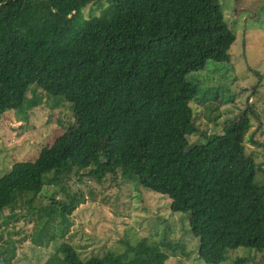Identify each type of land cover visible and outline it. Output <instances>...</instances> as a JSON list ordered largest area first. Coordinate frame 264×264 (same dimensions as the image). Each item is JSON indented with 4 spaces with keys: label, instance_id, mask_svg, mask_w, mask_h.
I'll return each instance as SVG.
<instances>
[{
    "label": "trees",
    "instance_id": "16d2710c",
    "mask_svg": "<svg viewBox=\"0 0 264 264\" xmlns=\"http://www.w3.org/2000/svg\"><path fill=\"white\" fill-rule=\"evenodd\" d=\"M86 6L99 14L85 16ZM234 39L217 0H0V116L19 108L34 84L74 111L72 124L35 160L0 176V216L20 202L38 210L33 199L53 185L65 200L57 208L46 192L45 226L55 215L67 221L83 196L66 184L83 170L81 177L94 180L133 177L167 195L172 212L189 213L197 255L208 264L237 247L263 252L264 179L244 145L256 142L253 132L245 136L249 115L202 143L188 141L197 129L189 103L198 88L189 75L208 60L228 62ZM44 223L36 243L48 235ZM124 236L122 252L86 259L63 241L43 264H165L162 246ZM9 242L0 244V264H14Z\"/></svg>",
    "mask_w": 264,
    "mask_h": 264
},
{
    "label": "rangeland",
    "instance_id": "374dc122",
    "mask_svg": "<svg viewBox=\"0 0 264 264\" xmlns=\"http://www.w3.org/2000/svg\"><path fill=\"white\" fill-rule=\"evenodd\" d=\"M217 1L235 39L228 62L208 60L202 70L189 75L197 81L198 88L189 103L197 129L188 136V141L190 146L204 142L207 136L221 133L226 122L237 120L245 111L251 121L245 136L253 132L256 141L244 140L245 149L262 166L257 178L263 180L264 0ZM83 13L99 14L89 6L83 8ZM73 121L70 102L45 93L36 84L31 85L22 105L0 116V176L15 162L35 160L40 149L51 145ZM81 174L83 170L66 184L70 191H81L83 196L67 221L62 222L55 215L45 226L47 217L43 207L52 204L46 192L57 200L54 205L57 208L65 200L62 190L53 185H46V192L33 199L38 210L29 213L20 202L13 214L9 209L3 211L0 244L6 241L14 244V264H43L63 241L73 245L84 259L106 250L122 252L124 235L131 242L145 238L162 246L168 255L165 264H208L197 255L198 241L188 227L189 213L172 212L167 195L138 185L133 177H127L126 181L118 175H107L94 180ZM41 223L48 235L40 244L33 241V236ZM239 257L246 258L239 264L264 263V251L237 247L228 249L225 259L218 264H235Z\"/></svg>",
    "mask_w": 264,
    "mask_h": 264
}]
</instances>
